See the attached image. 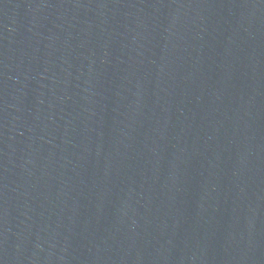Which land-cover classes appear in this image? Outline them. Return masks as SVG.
<instances>
[{"label":"water","instance_id":"water-1","mask_svg":"<svg viewBox=\"0 0 264 264\" xmlns=\"http://www.w3.org/2000/svg\"><path fill=\"white\" fill-rule=\"evenodd\" d=\"M0 264H264V0H0Z\"/></svg>","mask_w":264,"mask_h":264}]
</instances>
